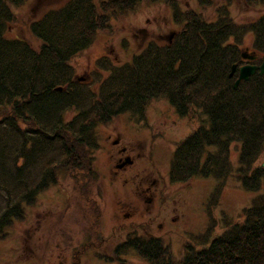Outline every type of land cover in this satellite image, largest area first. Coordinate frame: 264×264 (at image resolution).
Wrapping results in <instances>:
<instances>
[{"label": "trees", "instance_id": "trees-1", "mask_svg": "<svg viewBox=\"0 0 264 264\" xmlns=\"http://www.w3.org/2000/svg\"><path fill=\"white\" fill-rule=\"evenodd\" d=\"M18 1L0 0V237L5 227L22 218V203L31 205L39 191L57 182L59 171H68L74 192L89 202L98 179L93 163L97 127L123 112L143 113L152 100L166 99L179 114L197 109L207 120L178 144L171 177L225 180L233 172L230 144L237 142L235 173L243 188L257 195L241 220L229 222L200 250L187 245L173 258L151 236L130 238L119 248L133 250L148 264H264V168L254 166L264 157V74L256 73L235 89L228 77L233 65L245 63L239 45L229 39L253 33L252 49L262 55L264 17L239 28L225 16L208 21L172 6L176 20L183 22L172 42L149 43L120 66L101 58L98 69L108 75L92 89L74 76L69 58L87 48L115 10L142 0L103 1L102 12L92 0H67L30 25L41 42L36 48L5 34L6 23L14 18L7 2Z\"/></svg>", "mask_w": 264, "mask_h": 264}, {"label": "rangeland", "instance_id": "rangeland-1", "mask_svg": "<svg viewBox=\"0 0 264 264\" xmlns=\"http://www.w3.org/2000/svg\"><path fill=\"white\" fill-rule=\"evenodd\" d=\"M92 1L102 12V2L108 0ZM173 1L170 5L162 0H142L132 7L127 5L122 11L115 10L107 26L96 33L87 48L69 58L74 76L96 89L108 75L107 71L98 69L101 58L106 57L114 66H120L149 43H171L183 24L176 20L172 6L181 14L194 11L208 21H215L219 15L225 16L239 28L264 17V4H253L249 0ZM66 2H7L8 11L14 18L6 23V36L24 39L34 48L40 47L41 42L31 34L30 25L47 11L59 9ZM253 41V33L246 32L234 39L231 37L228 43H237L241 49L240 58L257 66L262 55L253 51ZM242 53L255 58L246 60ZM239 67L231 77V70L229 72L228 77L234 82ZM96 70L100 77H94ZM200 125H207V120L199 110L181 115L166 99L150 101L143 113L123 112L109 123L99 125L93 162L98 179L91 187L90 201L81 200L74 192L68 171H59L57 182L39 191L31 205L24 206L23 202L22 218L4 228L0 237V264H148L133 250L119 248L137 236L160 239L173 258H179L187 245L198 250L204 246L205 240H208L205 246L208 245L229 222L242 219L245 208L257 193L243 188L235 173L239 168L240 143L237 142L230 144L229 159L233 172L225 180L207 175L189 176L182 181L171 177L178 144ZM117 136L123 145L130 146L138 170L147 167L145 173H151L157 179L160 194L155 201L144 202L131 190L126 192V188L131 187L136 167L127 172L129 181L126 182L109 173L112 162L107 150L102 152L99 149L108 145L111 148V142ZM263 161L264 157H260L254 166ZM105 164L108 165L107 171L103 169ZM130 205L134 214L125 216L131 212ZM117 207H123V212ZM171 219L175 221L172 223ZM91 241L93 245H89Z\"/></svg>", "mask_w": 264, "mask_h": 264}, {"label": "flooded vegetation", "instance_id": "flooded-vegetation-1", "mask_svg": "<svg viewBox=\"0 0 264 264\" xmlns=\"http://www.w3.org/2000/svg\"><path fill=\"white\" fill-rule=\"evenodd\" d=\"M119 135V134H118ZM118 137V136H117ZM107 142V141H106ZM107 144H109L107 142ZM109 146V145H108ZM103 147L102 152H104V149L107 150L106 153L108 154V157L110 161L112 162L111 165L113 168L109 171L110 174H113L114 177H118V179H124V182L129 181L127 177V172L130 171V168H135L137 171L134 172V176L132 178V183H130L131 187L126 188V192H131L136 195L138 199L144 202H153L155 201V197H158L160 192L159 189H157V179L150 173L147 174L145 171L146 168H143L141 171L138 170V162L135 159L130 151V146L128 147L126 145H123L121 143L120 138H116L111 142V148L110 147ZM134 147H138L135 145ZM109 149V150H108ZM108 165L105 164L103 169L107 171ZM142 177V178H141ZM129 185V182L127 183ZM133 187V188H132ZM157 189V190H156ZM131 212H128L125 214V216H130L134 214L133 206H129ZM118 211L123 212V207H117ZM165 213V210H164ZM164 217L165 214H164ZM167 218V217H166ZM172 223L175 220H170Z\"/></svg>", "mask_w": 264, "mask_h": 264}, {"label": "water", "instance_id": "water-1", "mask_svg": "<svg viewBox=\"0 0 264 264\" xmlns=\"http://www.w3.org/2000/svg\"><path fill=\"white\" fill-rule=\"evenodd\" d=\"M241 56H242V58H244L246 60H253L255 58L254 56H249L245 53H242ZM235 69H236V66L233 65L231 68L230 77L234 73ZM256 71H258V74H260V75L264 74V54L261 57L260 65L253 66L251 64H245V65H242L238 68V70H237L238 75H237V79L235 80V82L233 84V88H236L241 80L242 81H248L249 78L256 73ZM260 167L264 168V161L260 163Z\"/></svg>", "mask_w": 264, "mask_h": 264}]
</instances>
